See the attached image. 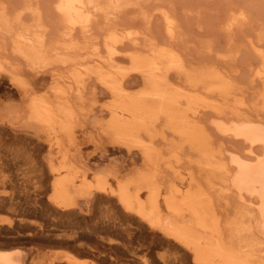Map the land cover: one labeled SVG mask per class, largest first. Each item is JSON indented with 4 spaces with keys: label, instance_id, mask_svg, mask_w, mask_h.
Returning <instances> with one entry per match:
<instances>
[{
    "label": "bare ground",
    "instance_id": "1",
    "mask_svg": "<svg viewBox=\"0 0 264 264\" xmlns=\"http://www.w3.org/2000/svg\"><path fill=\"white\" fill-rule=\"evenodd\" d=\"M14 1L0 0V75L44 150L0 135V235L34 244L1 245L0 264H86L43 252L49 239L101 264H264V32L246 26L251 6L228 4L223 46L204 43L199 61L161 1H140L149 14L139 0ZM88 86L107 101L87 106Z\"/></svg>",
    "mask_w": 264,
    "mask_h": 264
},
{
    "label": "rangeland",
    "instance_id": "2",
    "mask_svg": "<svg viewBox=\"0 0 264 264\" xmlns=\"http://www.w3.org/2000/svg\"><path fill=\"white\" fill-rule=\"evenodd\" d=\"M14 0H12V2H13ZM17 2L18 1H20L21 2V0H16ZM140 1H141V3L143 4V5H145L144 3H143V1L144 2H146V3H149L150 5L149 6H151V7H149V10L153 7L152 5L154 4H158L160 1L162 2V3H164V6H163V4H161V3H159V7L158 8H163V9H166L167 11H168V14L169 13H171V16L170 17H173V16H175V13L177 14V16L175 17V26L177 27V28H174V30L175 29H177V31H183L182 32V37H181V35H179L180 34V32H177L178 33V35L177 34H174L175 35V41H179V40H183L182 42L180 41V44L178 43V46L177 47H179V45L180 46H183L182 48H183V50L184 51H190V53H192V49H195V50H193V53H194V51H197L198 49H200V48H202L203 46H207V45H209L211 42L212 43H214L213 45H212V43H211V45H212V50H216V48H215V44H217L218 46L220 45L221 47L223 46V39H222V37H221V35L219 34V27L217 26L218 24L217 23H219V26H220V20H222V19H220L223 15V12H224V15H226L225 13H229L230 11H231V9L233 10V8L232 7H229V6H233V4L235 5H237V4H239V1H240V4L241 3H243L244 1V3H245V6L247 5V7L245 8V10L247 11V8H249L250 6V9H252V10H248V11H250L248 14L249 15H251V16H248V14H246V17L248 16V17H251V19H252V23H251V19L250 20H246V24H248V22H250L249 24H251V26L248 24V25H246V26H249V27H252V25H254L253 27H256L257 29H260L261 27H263L262 29H263V32H264V0H170L173 4V6H174V4H175V6H174V8H172L173 6L170 4V8L169 9H167L166 8V5L165 4H167V6L169 5L168 4V1L169 0H165V1H162V0H154L155 1V3H154V1H152V0H139V1H137L138 3H139V5H138V7L140 6V8H137V10L139 9H141L144 13L143 14H147L148 13V8H146L145 6L147 5H145V6H143L141 3H140ZM9 2H11V1H9ZM15 2V1H14ZM261 2V3H260ZM248 3V4H247ZM252 3V4H251ZM256 5H255V4ZM152 4V5H151ZM161 4V5H160ZM182 4H184V7H183V5ZM225 4H226V6H225ZM228 4H229V6H228ZM254 4V5H253ZM259 4H260V6H259ZM181 5V6H180ZM190 5H192V6H190ZM242 5V4H241ZM244 5V4H243ZM250 5V6H249ZM161 6V7H160ZM177 6V10L175 9V7ZM238 6L239 7H241L240 5H237L235 8H236V10H235V8H234V11H243L244 9H243V7H245V6H243V7H241V8H238ZM249 6V7H248ZM255 6V7H254ZM257 6V7H256ZM154 7H157V5H155ZM184 9H183V8ZM259 7H261V8H259ZM173 9V10H170V9ZM182 8V9H181ZM199 8V9H198ZM224 8V9H223ZM229 8H230V10H229ZM260 11H258L257 9ZM145 9H147L146 11L147 12H145ZM154 9V8H153ZM219 9V10H218ZM222 9V10H221ZM238 9V10H237ZM132 10L133 9H131L130 11L128 10V12H130L132 15H129L130 17L131 16H133V14H134V16H135V14L136 15H138L139 16V12L138 13H136V12H132ZM207 10V11H206ZM210 10V11H209ZM217 10V11H216ZM256 10V11H255ZM176 11V12H175ZM223 11V12H222ZM226 11V12H225ZM149 12H151V13H153V16H156V17H159V15H157V14H155L154 15V13H155V11H149ZM255 12L257 13V14H255ZM140 13H142V12H140ZM150 13V14H151ZM181 13V14H180ZM184 13V14H183ZM191 13V14H190ZM214 13H216V14H214ZM219 13V14H218ZM245 13V12H244ZM261 14V15H259V14ZM125 14V13H124ZM127 15H128V13H126ZM142 14V15H143ZM149 14V13H148ZM174 14V15H173ZM218 14V15H217ZM126 15V16H127ZM173 15V16H172ZM186 15V16H185ZM216 17H215V16ZM253 15H255V16H253ZM128 16V17H129ZM133 16V17H134ZM138 16H135V17H138ZM221 16V17H220ZM140 17V16H139ZM156 17H152V18H154V22H152L151 24H152V27H153V29H154V32H156V33H158V28L159 29H162V35H160L161 37H163V39L165 40V37H166V34H165V30H164V27H163V23H162V21L161 20H159L160 18H156ZM190 17V18H189ZM192 17V18H191ZM220 17V18H219ZM248 17H247V19H248ZM262 17V18H261ZM142 18H143V16H142ZM156 18V19H155ZM174 19V18H173ZM179 19H180V22H179ZM213 19H216V20H213ZM220 19V20H219ZM254 19H255V21H254ZM140 20H142L141 19V17H140V19L138 20V21H136V22H133L135 25L133 26L132 25V23H128V27L129 28H127V29H129V30H131V31H134V33H136L135 34V36L138 34V36H139V33L141 34L140 36H142V34H143V32L145 31L144 30V27L142 26V28H143V30H140V29H142L141 28V25H140V23H142V21H140ZM155 20H156V22H158V24L156 23V25H158V28H157V26L155 27V25L153 24V23H155ZM158 20V21H157ZM183 20H185V21H183ZM139 21H140V23H139ZM257 21V22H256ZM138 22V26L140 27V28H138V26L136 27V23ZM160 22H161V24H160ZM256 22V23H255ZM254 23V24H253ZM263 23V24H262ZM143 24V23H142ZM184 24V25H183ZM132 25V27L130 28V26ZM162 26V28H161V26ZM216 25V26H215ZM126 26V27H127ZM174 26V27H175ZM180 26H182V28L181 29H178ZM245 25H244V27H246ZM257 26H260V27H257ZM134 27H136V28H134ZM155 27V28H154ZM186 27V28H185ZM215 27V28H214ZM218 30H217V29ZM246 28H248V27H246ZM246 28H244V29H246ZM256 28H255V30H256ZM134 29V30H133ZM183 29V30H182ZM214 29H215V31H214ZM249 29V28H248ZM157 30V31H156ZM213 30V31H212ZM253 30H254V28H253ZM159 31H161V30H159ZM176 31V30H175ZM186 31V32H185ZM188 31V32H187ZM218 32L217 34L215 33V32ZM156 33H155V35H156ZM160 32L158 33V35L159 34H161ZM185 33H186V36H185ZM216 34V35H215ZM158 35H156L155 37H156V40L157 41H160V40H158L159 39V37L160 36H158ZM220 35V36H219ZM138 36H136L137 38H138ZM184 36V37H183ZM214 36V37H213ZM143 37V36H142ZM141 37V38H142ZM180 37H181V39H180ZM187 37V38H186ZM158 38V39H157ZM179 38V39H178ZM139 39H140V37H139ZM80 40H82V39H80ZM188 40V41H187ZM161 41H162V38H161ZM184 41H186V42H184ZM7 42H9V41H7ZM204 43H205V45H204ZM187 44V45H186ZM186 45V46H185ZM188 45H189V47H188ZM100 46V45H99ZM206 46L205 47H203L202 49V51H200L199 52V50L194 54L196 57H198V58H200L199 57V53H201L202 52V54L204 55V51H205V48H206ZM101 47V46H100ZM190 47H193L191 50H188V49H190ZM217 47V46H216ZM127 48H129V47H127ZM181 48V49H182ZM198 48V49H197ZM101 49V48H100ZM178 50H181V49H179V48H177ZM103 50V49H102ZM101 50V51H102ZM201 50V49H200ZM217 50H220V48L218 47L217 48ZM199 52V53H198ZM192 53V54H193ZM198 55V56H197ZM195 57V59H197L198 60V58H196ZM202 57V56H201ZM201 60V58L199 59V61ZM122 61V67H124V68H126V66L129 64V61H127V60H121ZM121 61H120V63H121ZM124 63V64H123ZM120 66H121V64H119ZM129 66V65H128ZM127 66V67H128ZM4 77V78H3ZM2 78V79H1ZM47 80V79H46ZM44 83H47L48 81H43ZM50 82V81H49ZM49 82H48V84H49ZM134 84H136V83H134ZM134 84H132V86H131V89L133 88V89H137L138 88V84H137V88L135 87V85ZM66 86V85H65ZM39 88L38 89H40L41 88V86H38ZM90 86H88V88H89ZM87 88V92H88V94H87V97H88V95L89 96H91V98H89L90 100L92 99V97H93V95H91V88H89L88 89ZM41 90V89H40ZM36 91H39V90H36ZM97 92H98V90H96ZM40 92V91H39ZM90 93V94H89ZM99 94V96H97ZM98 94H96L94 97H96L97 99H95V100H97V101H94V99H93V101H91V102H89V101H87L86 102V104H87V106H89V105H93L92 107H98L102 102H105V101H107V99H108V96L107 95H105L104 93H99L98 92ZM0 98L3 100V104L0 106V113H2L3 114V112L5 111V109H7V111L9 110V112H11L10 114H8V116H5V119H4V115H0V121H1V117L3 118V120H4V123H6L5 124V126H2V127H0V135L1 136H3L4 137V139H6V140H8V142H9V147H11V148H17V149H19L20 148V151L22 150V152H24V150L26 151V150H28V149H30V148H32V147H36V150L34 151V153H43L42 151L44 150L43 149V145L41 144V145H37V143H38V140L39 141H41L42 140V138H41V136H39V132L37 131V129H33V127H29V124L27 125V123H25V120L23 119V118H20V117H17L18 116V114H23L24 113V109H23V107H24V103L21 101V99H20V97H19V95L17 94V92H16V90L12 87V85L10 84V82H9V78L7 77V76H2V75H0ZM6 96V97H5ZM93 97V98H94ZM6 99H8V100H6ZM9 101V102H8ZM10 104V105H9ZM9 105V106H8ZM86 106V105H85ZM6 107V108H5ZM21 107V108H20ZM3 108H5V109H3ZM9 108V109H8ZM12 108H14V109H11ZM19 108H20V111H19ZM3 109V110H2ZM17 109V110H16ZM16 111H19V113H17ZM13 115L15 116L14 117V119H13ZM7 118H8V120H7ZM8 121V122H7ZM10 121H13V122H10ZM11 123V127H10V123ZM23 124V125H22ZM14 127H13V126ZM25 125V126H24ZM13 127V129H11ZM19 128V129H18ZM32 128V129H31ZM30 129V130H29ZM12 132H11V131ZM28 130V131H27ZM30 135V136H29ZM83 141H84V144L82 145V147H83V150L85 151V152H88V153H90V152H92L93 151V147H92V144L89 142V141H87V139H83ZM27 143V144H26ZM20 146H22V147H20ZM19 147V148H18ZM24 147V148H23ZM1 213H4V214H1ZM8 215V213L6 212L5 213V211H0V217H6L7 215ZM14 236V237H13ZM17 239V237L15 238V235H10V236H8V235H0V247H2V246H9V245H16V246H19V247H22V248H25V249H28V248H30V249H32L31 247L34 245V244H32V245H29V244H31V243H27V242H21V241H19V243L17 242L18 240H16ZM57 244V245H56ZM2 245V246H1ZM31 246V247H29V246ZM51 246V247H50ZM68 246V247H67ZM28 247V248H27ZM47 248V249H46ZM73 248V249H72ZM67 249V250H66ZM59 251V252H65V250H66V252L68 251V252H71L77 259H80L79 261H83V262H85L86 264H101V262L100 261H98L91 253H89V252H87L86 250H79V249H77L76 247H73L72 245H70V244H68V243H58V242H56L54 239H49V241L44 245V247L42 248V251L43 252H54V251ZM85 252V253H84ZM142 255H143V253L142 252H137V254H136V256L137 257H142ZM82 258V259H81Z\"/></svg>",
    "mask_w": 264,
    "mask_h": 264
}]
</instances>
